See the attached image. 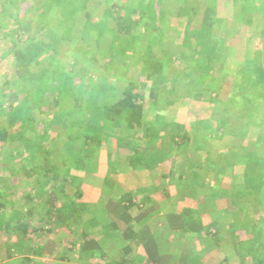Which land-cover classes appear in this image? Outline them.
<instances>
[{"label":"trees","instance_id":"16d2710c","mask_svg":"<svg viewBox=\"0 0 264 264\" xmlns=\"http://www.w3.org/2000/svg\"><path fill=\"white\" fill-rule=\"evenodd\" d=\"M7 61L0 236L34 233L41 249L46 232L61 230L45 246L69 264H230L223 232L237 257L248 248L249 264H264V201L255 197L257 222L239 223L251 213L246 197L264 187V0H0V67ZM185 98L217 117L190 131L156 111L161 99ZM218 132L234 138L230 157L205 147ZM193 140L200 165L188 156ZM18 174L31 186L19 197L4 186ZM87 174L103 180L88 185ZM172 187L182 205L167 210L155 195L169 199ZM224 210L233 224L220 229ZM205 213L217 219L203 226ZM198 235L203 252L211 241L219 253L167 249ZM12 242L0 264H40L41 251Z\"/></svg>","mask_w":264,"mask_h":264},{"label":"rangeland","instance_id":"374dc122","mask_svg":"<svg viewBox=\"0 0 264 264\" xmlns=\"http://www.w3.org/2000/svg\"><path fill=\"white\" fill-rule=\"evenodd\" d=\"M169 20H170V18H167L165 21H169ZM3 46L7 47V43L4 42ZM2 65L0 67V76L5 74L7 72L6 70H9V72L11 71V64L8 61L3 62ZM219 83H222L220 86V96L225 97L230 90L231 77H227V78H225V80H223L222 82H219ZM209 106L206 103H202L200 101H198V102L193 101L192 99H189V98H185L181 102H176L174 104L167 105L161 99V101L158 105V108H156V111H158V113L163 114L166 119L180 123V124H182V126L188 127L190 131L191 130L194 131V123L196 124L197 121H199L201 119L208 118L210 116V114H213V115L215 114V116L217 117V113L212 112V110L210 109ZM2 115L3 114L0 111V117ZM146 117H149V115ZM215 124H217V123H215ZM255 133H256V129H253L251 131V133H249L250 136H248L250 139L249 138H247V139L249 141H253L254 140L253 138L256 136ZM54 134H55V132H54ZM218 134L221 135L220 132H218ZM216 135H217V133H216ZM56 138L57 137H54V139H56ZM213 138L214 139L208 140L209 144H208V146L205 145V147H207L208 149H211L214 152L215 156L217 155L218 157H221L220 155L222 153L224 156L226 155L225 157H228V156L230 157V155H228L229 153H226V152H227V149H229L231 146L233 147L234 138L230 137L225 132L219 138H218V136L215 137V134H214ZM196 143L197 142L196 141L194 142V140H193L192 144L190 145V150L188 151V156H190L192 158L191 161L195 165H200V163H202L205 160V158L203 157L204 154L201 153V155H203V156H201L200 151L194 149V146L197 145ZM9 148H12V147L10 144H7L6 149H9ZM199 155H200V157H199ZM168 167H169V165L167 163L162 165L163 169H167ZM98 171L102 172L103 168L100 167ZM18 175H19L18 177L16 176V177H12L9 179L7 178V181H6L7 185H4V186H7V187L9 186L11 188V190L15 192L16 196L19 197L23 193H25L26 191L31 190V186H30V184L27 183V181H24V179H22V175H20V174H18ZM92 177L94 180L93 183H99L103 180L102 177L98 174L97 175H95V174L91 175L90 178H89V175L87 174L86 175V181L89 183L88 185H91ZM4 178L6 180V177H0V187L2 184H4ZM198 181H200L199 178H198ZM173 192L174 191H173V187H172L171 193H170L171 197H169V199L163 197L160 193L155 195L159 201L161 200V207H163L164 209L168 210L173 205H175V206L178 205L177 206L178 208L180 207V204L182 203V201H181L182 199L181 198L178 199V197L172 196V195H174ZM255 197H257L260 200L262 199V201H264V187H262V188L260 187L257 190L256 194H254V195L250 194L246 197L247 200L245 199V203L247 204V210H249L251 213L247 217L240 215V217H239V223L240 224L242 223V225H243L248 220L253 221L255 217H256V222H257L258 217L256 216V213H257L256 209H255L256 206H254V205L255 204L258 205V204H257ZM224 203H225V208L227 209V211L228 212L232 211V207L230 206V203L227 200H224V199L219 200L218 206L220 207V206L224 205ZM215 205H217V202ZM137 211L138 210L136 207H133L131 209L132 214L137 213ZM227 211L224 210L223 214L218 212V215L221 216V218H220L221 224L219 225L220 229H223L227 224H233L232 223L233 218H232V216L226 214ZM21 212H22V210H21ZM213 214H214V218L216 217V219H217V214H215V213H213ZM19 216L22 219V217H23L22 214H20ZM34 216L35 217L33 219L28 218V219H31V221H30L31 224L29 223V225H28L29 229H35V227H36V224L33 222H35V220H37V217H36L37 215H34ZM25 218H26V216L23 217V220ZM214 218L211 217L210 213L203 214V216H202L203 226H208L210 224V222L214 220ZM258 219L260 221V222L258 221V223H260V228H262L261 235H262V237H264V216H262V218H258ZM6 220H7L6 218L3 219V221H6ZM238 227H241V226H238ZM229 228H231V227H229ZM60 231L61 230H59V232L56 233L55 229H51L49 232H46L44 238L41 239V243L43 244V248H41V249H39L37 247H32V245L35 244L34 242H38L40 240V237H41V236L36 237V235L34 233H29V234H27L25 240H23V239L20 240L21 237H17V235H16L18 233L14 232L13 237H15V238L12 240L15 241L18 238L19 242L21 241V242L27 243L26 247L23 250V253H26L25 249H27L29 247H31L33 249V251H41L42 254L40 256H37V258L39 257L40 264H69V263H66L65 261H62L61 259H59V255H61V253L59 251H57L55 256H50V254H51L49 252L50 246H48V247L45 246V243L47 242L46 240L48 238L54 240L57 243L60 239L64 238L65 233L62 231L60 232ZM240 234H241V231L239 233V229H238L237 230V237H239ZM219 235H221V237H224L223 240H225L227 245H228V246H226L227 248H224V249L220 248L221 249L220 252L232 255L229 257L230 258V264H249L251 262V259L249 256L250 253H249L248 248L246 249L247 250V252H246L247 256L245 257L246 259H244V261H243L242 259H240L239 257H237L234 254V251H232L234 248L232 249L231 247H229V244L231 241V236L224 234L223 232H221ZM250 235H253V234L250 233ZM199 237H200L199 235L193 239L179 238L178 237L177 241H174V239H175L174 238V239H172L174 242L172 241L171 243H169L167 246V249L171 253L178 254L184 248L187 252H190V253L191 252H193V253L194 252H200V253H203L204 255L208 256V257H209V255H211V253L209 254L210 249L215 250L216 254L219 253V249H217L215 246H213L212 245L213 242H211V241L205 243L206 244V251L203 252V249L205 247L201 246V241H200L201 239H199ZM12 240L5 239L2 236H0V258L1 259L3 258V260H5L6 256H8V253L13 251ZM14 255L16 256V254H14ZM192 255H194V254H192ZM75 256L76 255H73L72 257L75 258ZM75 260L71 259V261H68V262H74L75 263ZM206 261H205L206 262L205 264H217V257L212 259V260L207 259Z\"/></svg>","mask_w":264,"mask_h":264}]
</instances>
